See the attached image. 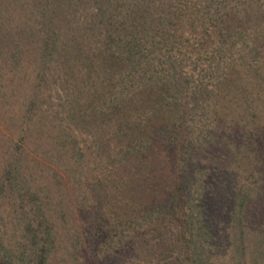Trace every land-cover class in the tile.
<instances>
[{"label": "trees", "instance_id": "trees-1", "mask_svg": "<svg viewBox=\"0 0 264 264\" xmlns=\"http://www.w3.org/2000/svg\"><path fill=\"white\" fill-rule=\"evenodd\" d=\"M89 263L264 264V0H0V264Z\"/></svg>", "mask_w": 264, "mask_h": 264}, {"label": "rangeland", "instance_id": "rangeland-1", "mask_svg": "<svg viewBox=\"0 0 264 264\" xmlns=\"http://www.w3.org/2000/svg\"><path fill=\"white\" fill-rule=\"evenodd\" d=\"M122 261V260H121ZM89 264H91V263H89Z\"/></svg>", "mask_w": 264, "mask_h": 264}]
</instances>
